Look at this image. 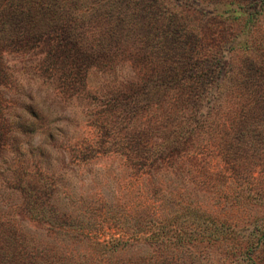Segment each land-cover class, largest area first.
<instances>
[{
  "label": "rangeland",
  "instance_id": "374dc122",
  "mask_svg": "<svg viewBox=\"0 0 264 264\" xmlns=\"http://www.w3.org/2000/svg\"><path fill=\"white\" fill-rule=\"evenodd\" d=\"M0 264H264V0H0Z\"/></svg>",
  "mask_w": 264,
  "mask_h": 264
},
{
  "label": "trees",
  "instance_id": "16d2710c",
  "mask_svg": "<svg viewBox=\"0 0 264 264\" xmlns=\"http://www.w3.org/2000/svg\"><path fill=\"white\" fill-rule=\"evenodd\" d=\"M221 233H219V234H213V235H210V238H213L214 240H218V239H220L221 237Z\"/></svg>",
  "mask_w": 264,
  "mask_h": 264
}]
</instances>
